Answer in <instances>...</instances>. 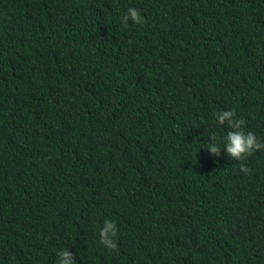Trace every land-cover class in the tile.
<instances>
[{"label":"trees","instance_id":"1","mask_svg":"<svg viewBox=\"0 0 264 264\" xmlns=\"http://www.w3.org/2000/svg\"><path fill=\"white\" fill-rule=\"evenodd\" d=\"M221 110L264 143V0H0V264H264Z\"/></svg>","mask_w":264,"mask_h":264},{"label":"clouds","instance_id":"2","mask_svg":"<svg viewBox=\"0 0 264 264\" xmlns=\"http://www.w3.org/2000/svg\"><path fill=\"white\" fill-rule=\"evenodd\" d=\"M131 19L135 23H141L143 17L139 10L135 7H129L126 10L124 20ZM216 120L219 124H223L227 120L228 125L232 129L228 131L226 136V142L224 144L226 152L229 156L236 159H240L243 154L251 153L256 148L264 147V143H261L257 136L251 132H245L242 128L243 121L236 119L232 110H221L215 114ZM212 152L218 153V144L213 142L207 146ZM241 169L247 172V169L241 165ZM116 233V226L113 221L105 220L103 227L100 229L101 243L109 248H115L116 244L113 239ZM59 264H74L72 259V253L69 249H64L58 252Z\"/></svg>","mask_w":264,"mask_h":264}]
</instances>
